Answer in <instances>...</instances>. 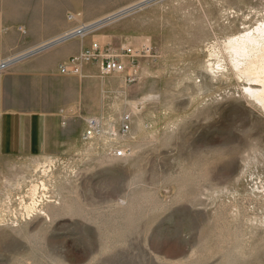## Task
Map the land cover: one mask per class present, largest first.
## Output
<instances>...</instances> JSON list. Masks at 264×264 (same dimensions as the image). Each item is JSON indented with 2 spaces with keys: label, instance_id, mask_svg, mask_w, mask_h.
Returning a JSON list of instances; mask_svg holds the SVG:
<instances>
[{
  "label": "rangeland",
  "instance_id": "374dc122",
  "mask_svg": "<svg viewBox=\"0 0 264 264\" xmlns=\"http://www.w3.org/2000/svg\"><path fill=\"white\" fill-rule=\"evenodd\" d=\"M65 17L57 35L0 54L13 60L5 76L86 41L27 88L61 107L67 148L0 153V264H264V116L227 67L208 69L223 39L264 17V0H69ZM79 24L96 26L59 40ZM93 43L78 73H60ZM104 57L123 71L103 74ZM89 118L103 141L84 137Z\"/></svg>",
  "mask_w": 264,
  "mask_h": 264
},
{
  "label": "crops",
  "instance_id": "0c3cea01",
  "mask_svg": "<svg viewBox=\"0 0 264 264\" xmlns=\"http://www.w3.org/2000/svg\"><path fill=\"white\" fill-rule=\"evenodd\" d=\"M68 7L69 0H0V54L22 49L28 43L35 45L62 32L69 26L65 17ZM18 27L25 33L21 34ZM85 45L84 38L73 40L69 53L76 54ZM66 57L62 54L47 60L40 56L16 64L0 76V81L7 78L12 82L11 91L0 88V153L46 155L67 148L66 133L60 126L61 107L43 109L35 104L42 101L40 94L27 90L36 87L38 79L57 76L56 66ZM88 67H84L83 76L91 72Z\"/></svg>",
  "mask_w": 264,
  "mask_h": 264
},
{
  "label": "bare ground",
  "instance_id": "6f19581e",
  "mask_svg": "<svg viewBox=\"0 0 264 264\" xmlns=\"http://www.w3.org/2000/svg\"><path fill=\"white\" fill-rule=\"evenodd\" d=\"M215 54L216 68L210 63L209 71L214 75L219 68L227 67L243 83V96L264 116V17L223 39ZM30 190L34 196L37 186H30Z\"/></svg>",
  "mask_w": 264,
  "mask_h": 264
},
{
  "label": "built area",
  "instance_id": "2783aa9c",
  "mask_svg": "<svg viewBox=\"0 0 264 264\" xmlns=\"http://www.w3.org/2000/svg\"><path fill=\"white\" fill-rule=\"evenodd\" d=\"M95 24H88V25L79 24L78 26L65 32L59 40H64V39L76 37V36H79V37L84 36V34H86L90 29L96 26ZM97 47H98L97 43H93L91 46V49L89 50L86 49L85 51L81 52L79 56H73L69 58L66 62H64L63 64L59 66L60 73L62 74L78 73L80 71L81 63L90 61L91 59L95 57V52L97 51ZM130 51H131L130 49H127V52H130ZM11 62H13V60H7V61L0 62V70L3 69L8 64H10ZM123 69H124V65L112 57H104L101 60L100 70L102 71L103 74L104 73L108 74L111 72H121L123 71ZM125 117L127 119V116ZM87 124H88V130L84 134V137L87 140L103 141L104 140L103 138H105L104 134L106 131L104 130V127L101 121L97 118L96 119L89 118L87 120ZM116 135L118 134L110 131L108 135L109 140L105 139L106 140L105 146H108L109 148H111L112 147L111 143L117 142ZM110 150H112V153L116 157H121L126 154L127 148L125 146L124 147L118 146Z\"/></svg>",
  "mask_w": 264,
  "mask_h": 264
}]
</instances>
